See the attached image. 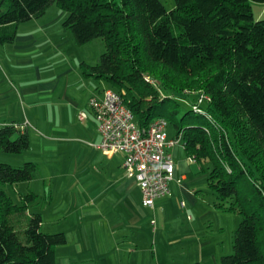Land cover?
I'll return each mask as SVG.
<instances>
[{"label":"trees","instance_id":"obj_1","mask_svg":"<svg viewBox=\"0 0 264 264\" xmlns=\"http://www.w3.org/2000/svg\"><path fill=\"white\" fill-rule=\"evenodd\" d=\"M251 1L264 3L175 0L168 11L162 0H0V43L14 42L19 24L56 3L79 44L105 40L100 62H84L83 72L119 92L141 128L164 118L191 160L203 169L211 163L208 187L216 206L242 216L234 251L221 264H264V19H255ZM192 92L194 99L183 96ZM179 99L192 103L181 118ZM29 148L27 132L0 127L1 151ZM37 170L33 161H2L0 184L31 181ZM21 200L0 187V264H57L65 232L42 231L36 192Z\"/></svg>","mask_w":264,"mask_h":264},{"label":"crops","instance_id":"obj_2","mask_svg":"<svg viewBox=\"0 0 264 264\" xmlns=\"http://www.w3.org/2000/svg\"><path fill=\"white\" fill-rule=\"evenodd\" d=\"M101 80L83 72L79 84L71 86L70 82L68 88L52 87L40 98L42 103L35 104L27 90L18 96L0 71V127L15 124L30 136L28 150L18 154L0 150V160L22 165L31 161V154L39 156L34 178L24 185L48 197L42 209L38 208L42 226L51 223L53 230L66 233L67 242L56 249L57 264H151L146 235L151 218L154 215L167 221L179 209L175 203L179 197L193 198L192 191L182 182L190 172L192 160L182 153L179 143L169 148L176 164L170 192L156 199L154 206H145L140 185L125 172L124 154L107 155L97 146L102 135L89 100L102 94ZM12 101L15 103L8 108L10 116L5 114L4 105ZM81 111L88 112L84 120L79 118ZM35 142L38 149L32 152ZM177 211L174 218L183 220L181 225L192 229L200 217L205 219L211 213V208L196 219L190 205ZM192 232L170 240L175 243L194 238ZM212 243L211 237L198 241L197 251L192 256L188 254L181 264H218L219 248Z\"/></svg>","mask_w":264,"mask_h":264},{"label":"rangeland","instance_id":"obj_3","mask_svg":"<svg viewBox=\"0 0 264 264\" xmlns=\"http://www.w3.org/2000/svg\"><path fill=\"white\" fill-rule=\"evenodd\" d=\"M162 2L168 11L175 7V0H162ZM251 5L255 19H264V3L251 1ZM67 15L68 13L65 10L53 3L47 8L43 17L19 24L14 42L0 43L1 74L13 84L18 96L21 91L27 90L31 95V98L29 97L30 100L35 104H40L42 103L40 98L45 96L52 87L60 85L59 88H68L70 82H73L71 86L79 84L78 79L83 74L84 62L91 65H96L100 62L102 54L106 51L105 40L103 38H94L86 43L79 44L75 40L73 32L63 26ZM151 81L154 82L155 80L151 79ZM100 86L105 89L109 87V84L103 79ZM183 96L187 97V99L196 97L194 92L186 93ZM179 100L180 112L178 117L181 118L184 112L191 108L192 103L183 99ZM14 103L12 101L4 105L5 114L11 116L8 108L13 107ZM173 105L174 102L170 101L167 107L170 108ZM17 110L20 111L21 107L18 108L17 106ZM163 116L170 120L168 112L163 114ZM168 133L171 137L178 138L176 130L171 123L168 127ZM179 138V146H181L182 153L185 152V156H187L186 150L182 146L184 139L182 137ZM36 144L35 142L31 149L32 152H37L38 147L36 149ZM31 157V161L39 163L36 160L39 156L31 154ZM0 162L2 161L0 160ZM73 163H75L74 159H72ZM189 164L190 172L182 182L189 191H192L191 195L193 198L186 195L185 198L179 197V200L175 201L179 209L169 215L167 221H163L162 217L157 219L153 215L149 230L146 231L148 237L147 250L150 248L151 259L149 261L151 264H181L188 254L192 256V253L197 251L199 247L198 241L207 237H211L212 244L219 248L217 251L218 264H221L220 260L223 255L232 254L234 251V235L242 220V216L238 212L224 211L216 206L217 194L208 187L211 163L206 162L204 169L196 161H189ZM24 182L27 181L16 184H0V187L7 192L14 202L21 203V195L33 191L27 185H24L26 184ZM45 199H48V197L43 196V194L39 195L40 202L35 206V211H38V208L42 209L45 205ZM184 205L193 207L194 212L192 214L194 219L209 213L210 208L211 213L206 215L205 219L200 217V220L195 222V228L183 227L181 222L184 221H177L174 215L179 213L177 210H182ZM50 211L52 213L55 212L53 209ZM65 223L70 225L69 222H64L63 224ZM52 226L51 223H45L42 226V231L45 233H57L58 231L53 230ZM196 228H199V230H196ZM191 230L193 231L192 234L195 235L194 238L184 239L175 243L170 240V238L189 233ZM196 233H198L197 238ZM211 258L213 259L212 256Z\"/></svg>","mask_w":264,"mask_h":264},{"label":"built area","instance_id":"obj_4","mask_svg":"<svg viewBox=\"0 0 264 264\" xmlns=\"http://www.w3.org/2000/svg\"><path fill=\"white\" fill-rule=\"evenodd\" d=\"M89 106L102 135L97 146L107 155L124 154L123 167L140 185L143 204L154 206L156 199L170 192L176 164L169 148L177 145L180 138L169 137L164 118H156L147 128H141L122 95L112 88L91 97ZM87 115L81 111L79 118L84 120Z\"/></svg>","mask_w":264,"mask_h":264}]
</instances>
